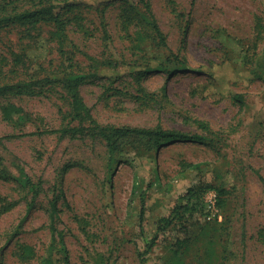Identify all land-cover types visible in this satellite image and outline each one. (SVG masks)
I'll return each instance as SVG.
<instances>
[{
	"label": "rangeland",
	"instance_id": "rangeland-1",
	"mask_svg": "<svg viewBox=\"0 0 264 264\" xmlns=\"http://www.w3.org/2000/svg\"><path fill=\"white\" fill-rule=\"evenodd\" d=\"M61 1L0 0V264H264V0Z\"/></svg>",
	"mask_w": 264,
	"mask_h": 264
},
{
	"label": "trees",
	"instance_id": "trees-1",
	"mask_svg": "<svg viewBox=\"0 0 264 264\" xmlns=\"http://www.w3.org/2000/svg\"><path fill=\"white\" fill-rule=\"evenodd\" d=\"M71 2H74L70 0ZM80 2H85V3H94V0L92 1H87V0H79ZM78 2V1H75ZM67 2H62L61 0H46V4H44L40 8H36L33 11H28V12H21L17 14L19 15L20 18L24 19H33V20H44L46 18H49L52 22H54L55 26L57 27V34L58 37L61 35H64L66 33V22L65 19L63 18L62 10L64 9V4ZM154 27L159 31V27L156 22H154ZM169 59V56H168ZM162 68V67H161ZM73 75V74H72ZM82 77V76H80ZM66 82V87L71 93V98H72V104L74 107V110L77 112V115H82L80 111H85L88 115V117L96 123V120L92 118V115L90 114L89 110L85 107L83 100L80 97L79 91H78V83L75 82V78L68 77L65 78ZM4 116L8 118H13L15 115L17 119L14 120H25L27 117V114L22 110L21 108H17L14 106H7L3 108ZM80 113V114H79ZM201 125H204L203 123ZM96 128L100 130V132L104 135L106 140L108 141V144L110 148L114 147V143L112 144V135L114 134H119L121 137H125L129 134L132 133H137L141 135H148L151 136L152 139L155 141V144L157 146H161L163 142H176V141H198L201 142L203 138L199 135H191L187 133H180V132H175V131H168V130H163V129H157V130H145V129H137V128H131V127H123V128H113L111 134H107L105 132V129L100 126L99 124H96ZM214 188V190L218 194V205L222 204V196L223 194L227 193L226 186L223 185L222 182L220 184H216L211 186ZM202 199L200 201V205H203V197L206 193V188L202 190ZM195 197V190L190 188L189 192L186 196H184L185 199H187V202L191 200V198ZM192 198V201H193ZM188 203L185 204L184 208L187 210L188 209ZM145 197H142V207H141V217L144 216L145 213ZM58 239V240H57ZM156 239H153L152 244L150 247H152L155 244ZM60 243L64 245V239L62 237L57 238L55 236V239L53 240L52 247L54 249L57 248V244ZM39 264H57L56 260L53 258L52 255L44 257ZM144 264V262H142Z\"/></svg>",
	"mask_w": 264,
	"mask_h": 264
},
{
	"label": "built area",
	"instance_id": "built-area-1",
	"mask_svg": "<svg viewBox=\"0 0 264 264\" xmlns=\"http://www.w3.org/2000/svg\"><path fill=\"white\" fill-rule=\"evenodd\" d=\"M218 194L214 191H207L203 197V207L204 212L206 213V218L208 220H212L218 213ZM219 218H222V216L219 214Z\"/></svg>",
	"mask_w": 264,
	"mask_h": 264
}]
</instances>
